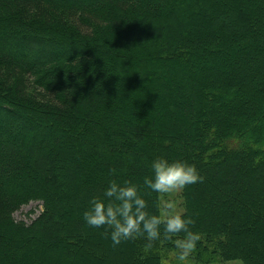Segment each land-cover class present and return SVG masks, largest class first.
<instances>
[{"label":"trees","instance_id":"1","mask_svg":"<svg viewBox=\"0 0 264 264\" xmlns=\"http://www.w3.org/2000/svg\"><path fill=\"white\" fill-rule=\"evenodd\" d=\"M158 156L203 177L191 231L264 264V0H0V264H161L184 233L113 247L83 218L111 180L160 215Z\"/></svg>","mask_w":264,"mask_h":264},{"label":"clouds","instance_id":"2","mask_svg":"<svg viewBox=\"0 0 264 264\" xmlns=\"http://www.w3.org/2000/svg\"><path fill=\"white\" fill-rule=\"evenodd\" d=\"M151 168L153 175L145 177L143 183L158 194L179 192L203 180L195 165L181 160L169 162L158 156L152 161ZM115 171L112 169L113 173ZM103 195V199L93 197L89 201L90 207L83 213V218L89 226L110 228L113 247L142 236L148 241L146 247L151 248L153 242L160 239L163 226L166 238L171 239L184 233L183 238L175 240L177 259L180 262L186 264L195 252L200 235L190 229L194 220L191 217L185 218L177 210L174 200L165 201L161 216L149 214L146 200L142 198L138 186L131 181L118 183L111 180Z\"/></svg>","mask_w":264,"mask_h":264},{"label":"rangeland","instance_id":"3","mask_svg":"<svg viewBox=\"0 0 264 264\" xmlns=\"http://www.w3.org/2000/svg\"><path fill=\"white\" fill-rule=\"evenodd\" d=\"M167 200H174L177 204V210L181 213L184 212L182 191L170 194H158L159 214L162 216L164 213V203ZM42 212V204L39 201H31L22 206L13 215L16 221H22L29 224ZM57 224V222H56ZM57 226V225H56ZM55 226V227H56ZM57 228V227H56ZM200 236V244L196 245L195 252L189 257L186 264H245L241 259H226L224 258L219 249L214 246L215 239L212 238L210 242L204 241ZM202 239V241H201ZM175 240L162 241L157 249V255L160 257L161 264H183L177 259V249L175 247ZM171 245V246H170ZM154 246V245H152ZM205 249L203 255L199 252V248Z\"/></svg>","mask_w":264,"mask_h":264}]
</instances>
